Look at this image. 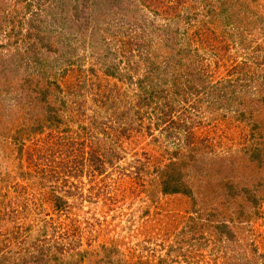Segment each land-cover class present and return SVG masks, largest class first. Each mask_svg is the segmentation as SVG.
<instances>
[{
    "label": "rangeland",
    "instance_id": "rangeland-1",
    "mask_svg": "<svg viewBox=\"0 0 264 264\" xmlns=\"http://www.w3.org/2000/svg\"><path fill=\"white\" fill-rule=\"evenodd\" d=\"M0 264H264V0H0Z\"/></svg>",
    "mask_w": 264,
    "mask_h": 264
},
{
    "label": "trees",
    "instance_id": "trees-1",
    "mask_svg": "<svg viewBox=\"0 0 264 264\" xmlns=\"http://www.w3.org/2000/svg\"><path fill=\"white\" fill-rule=\"evenodd\" d=\"M94 155H90L89 158L91 159Z\"/></svg>",
    "mask_w": 264,
    "mask_h": 264
}]
</instances>
